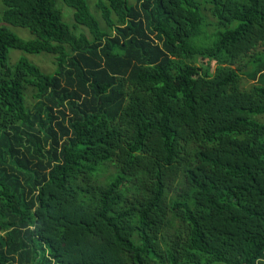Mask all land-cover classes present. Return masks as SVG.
<instances>
[{
	"label": "trees",
	"instance_id": "trees-1",
	"mask_svg": "<svg viewBox=\"0 0 264 264\" xmlns=\"http://www.w3.org/2000/svg\"><path fill=\"white\" fill-rule=\"evenodd\" d=\"M0 5V264H264V0Z\"/></svg>",
	"mask_w": 264,
	"mask_h": 264
},
{
	"label": "rangeland",
	"instance_id": "rangeland-1",
	"mask_svg": "<svg viewBox=\"0 0 264 264\" xmlns=\"http://www.w3.org/2000/svg\"><path fill=\"white\" fill-rule=\"evenodd\" d=\"M86 4L94 16V18L97 20V23L99 25L100 30L106 35L110 36V30L103 24V22L99 18L98 11L94 7L95 0H85ZM129 4L132 3V0H127ZM57 8L60 10L62 14V19L65 23H67L69 26L72 24L71 20V9L65 7L62 5L60 2L57 4ZM2 11V6L0 5V13ZM202 16H203V30L206 33H211L214 29V19L209 15L207 10L202 11ZM0 26L7 28L10 30V32L14 33L17 35L19 38L22 40H28L31 39V36L29 33L22 28L19 27H12L8 26L6 24H3L0 22ZM71 30L73 31L74 34L82 32L84 34H87L86 31L81 28V27H76L72 28L70 27ZM259 50V49H258ZM23 57L25 58L29 63L32 65L36 66L42 73L44 74H51L55 68V60L54 56L47 54V53H37V54H25L21 51L14 50V49H9L7 53V63L9 66H12L18 58ZM193 65L196 66H206L204 65V62L200 61L199 59H194L190 61ZM207 67V66H206ZM232 69H234L237 73L240 74V80H239V87L242 91H247L249 87L255 83L254 81L248 79L246 76V73H248L250 65L248 62V58L246 56H242L241 58L236 61L235 64L231 66ZM242 74V75H241ZM244 74V75H243ZM22 99H23V104L26 109H29L31 105L34 103V91L30 87H25L22 89ZM255 120L264 123V116H258L255 117ZM193 145L192 142L188 143L186 142L184 149H189L192 150ZM178 187L172 188L170 190H167L164 194V202L169 203L172 200H176L178 198Z\"/></svg>",
	"mask_w": 264,
	"mask_h": 264
}]
</instances>
